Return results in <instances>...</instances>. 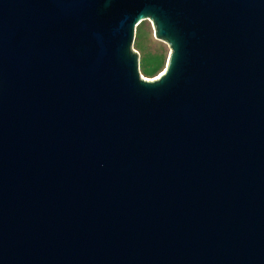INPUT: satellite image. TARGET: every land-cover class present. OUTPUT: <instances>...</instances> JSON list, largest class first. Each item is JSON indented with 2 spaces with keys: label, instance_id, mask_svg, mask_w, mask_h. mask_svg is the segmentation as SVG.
I'll list each match as a JSON object with an SVG mask.
<instances>
[{
  "label": "water",
  "instance_id": "1",
  "mask_svg": "<svg viewBox=\"0 0 264 264\" xmlns=\"http://www.w3.org/2000/svg\"><path fill=\"white\" fill-rule=\"evenodd\" d=\"M0 264H264V0H0Z\"/></svg>",
  "mask_w": 264,
  "mask_h": 264
},
{
  "label": "rangeland",
  "instance_id": "2",
  "mask_svg": "<svg viewBox=\"0 0 264 264\" xmlns=\"http://www.w3.org/2000/svg\"><path fill=\"white\" fill-rule=\"evenodd\" d=\"M132 50L138 54V72L143 80H153L164 70L169 56L168 46L153 37L151 23L140 22L134 30Z\"/></svg>",
  "mask_w": 264,
  "mask_h": 264
},
{
  "label": "bare ground",
  "instance_id": "3",
  "mask_svg": "<svg viewBox=\"0 0 264 264\" xmlns=\"http://www.w3.org/2000/svg\"><path fill=\"white\" fill-rule=\"evenodd\" d=\"M163 71H164V70H163ZM163 71H161L159 75H161V74L163 73ZM154 79H156V78H154ZM149 81H151V80H149Z\"/></svg>",
  "mask_w": 264,
  "mask_h": 264
}]
</instances>
